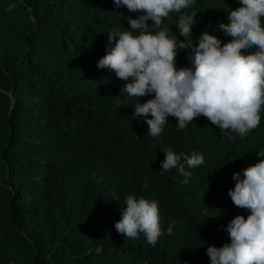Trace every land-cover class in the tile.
<instances>
[{
  "label": "trees",
  "instance_id": "1",
  "mask_svg": "<svg viewBox=\"0 0 264 264\" xmlns=\"http://www.w3.org/2000/svg\"><path fill=\"white\" fill-rule=\"evenodd\" d=\"M201 1L161 29L184 40L175 21L193 14V43L204 31L231 40L219 24L239 0ZM139 14L113 0H0V264H211L207 248L230 243L227 224L250 214L228 191L261 159L264 106L243 138L203 116L185 129L170 116L151 137L126 82L98 67L108 32ZM175 63L191 67L187 50ZM167 148L203 155L187 184L161 169ZM129 194L157 201L155 246L115 229Z\"/></svg>",
  "mask_w": 264,
  "mask_h": 264
},
{
  "label": "clouds",
  "instance_id": "2",
  "mask_svg": "<svg viewBox=\"0 0 264 264\" xmlns=\"http://www.w3.org/2000/svg\"><path fill=\"white\" fill-rule=\"evenodd\" d=\"M113 2L140 14L128 18L130 30L108 32L109 44L98 67L114 71L126 82L121 92L135 98L133 116L145 118L151 137L161 134L170 116L179 129L203 116L221 132L231 130L241 138L259 126L264 106V0H239V7L227 11L229 22L220 23L219 29L232 39L223 43L208 31L193 43V14H181L175 21L184 40L161 29L170 13L198 10L201 0ZM178 49L187 50L191 67H176ZM144 96L152 98L139 103ZM163 151L161 169H176L185 177L184 184L192 175L186 166L204 163L203 155L195 151L191 155L176 154L171 148ZM258 156L261 159L244 168L242 175L233 173L235 186L228 195L250 214L246 218L238 214L227 224L230 243L207 248L211 264H264V150ZM123 203L126 207L114 225L117 232L129 239L143 233L155 246L163 235L157 201L129 194Z\"/></svg>",
  "mask_w": 264,
  "mask_h": 264
}]
</instances>
